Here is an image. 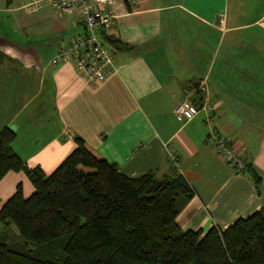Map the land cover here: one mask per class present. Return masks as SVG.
<instances>
[{
	"label": "crops",
	"instance_id": "0c3cea01",
	"mask_svg": "<svg viewBox=\"0 0 264 264\" xmlns=\"http://www.w3.org/2000/svg\"><path fill=\"white\" fill-rule=\"evenodd\" d=\"M32 1L0 0V49L11 59L0 65V131L15 132L26 166L51 175L79 137L126 176L177 168L195 190L176 218L184 232L225 230L264 208V0H114L117 17L99 35L116 71L98 85L85 83L75 60L53 64L83 34L79 13ZM203 80L212 120L201 111L179 121L178 104L205 100ZM214 132L261 176L259 187L217 155ZM19 185L33 194L24 172L0 181V209ZM17 237L0 225L1 240Z\"/></svg>",
	"mask_w": 264,
	"mask_h": 264
},
{
	"label": "trees",
	"instance_id": "16d2710c",
	"mask_svg": "<svg viewBox=\"0 0 264 264\" xmlns=\"http://www.w3.org/2000/svg\"><path fill=\"white\" fill-rule=\"evenodd\" d=\"M11 59L0 49V65ZM16 134L0 131V181L24 172L22 186L0 209V225L16 241L0 239V264H264V208L223 230L182 231L176 218L195 190L177 168L130 177L85 140L51 174L29 168L15 154ZM259 187L262 178L246 164Z\"/></svg>",
	"mask_w": 264,
	"mask_h": 264
},
{
	"label": "built area",
	"instance_id": "2783aa9c",
	"mask_svg": "<svg viewBox=\"0 0 264 264\" xmlns=\"http://www.w3.org/2000/svg\"><path fill=\"white\" fill-rule=\"evenodd\" d=\"M140 0H125V5H136ZM114 0H34L28 6L32 9L49 6L59 12L77 11L81 18L84 32L71 45L65 46L53 60V64L75 60L78 74L88 85L103 83L116 71L113 49L105 44L99 35L100 31L112 27L117 15L108 10ZM206 94L200 106H195L189 99L178 104L175 109L179 121H190L201 111L207 114V120H212L214 106L208 101L207 81L200 82L198 88ZM215 152L229 166L237 171L243 170L246 163L238 148L219 133L213 134ZM176 163L177 158L171 155Z\"/></svg>",
	"mask_w": 264,
	"mask_h": 264
}]
</instances>
